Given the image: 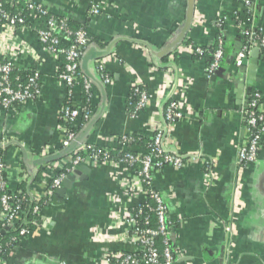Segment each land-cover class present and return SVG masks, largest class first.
I'll return each mask as SVG.
<instances>
[{
	"label": "crops",
	"instance_id": "0c3cea01",
	"mask_svg": "<svg viewBox=\"0 0 264 264\" xmlns=\"http://www.w3.org/2000/svg\"><path fill=\"white\" fill-rule=\"evenodd\" d=\"M21 1L84 26L91 41L86 51L91 48L100 57L88 64L93 97L87 104L80 84L69 94L56 78L61 59L49 54L33 32L15 34L25 49L15 55L16 66L39 73L41 95L14 112L0 113V152L10 189L25 183L29 196L43 206L39 226L8 250L4 264H101L108 251L130 250L118 241L127 233V211L144 200L136 177L112 163L89 162L71 170L72 180L60 195L58 188L50 190L49 181L69 158L36 162L63 150L67 128L60 113L67 102L80 111L91 108L87 121L76 122L78 135L94 120L81 143L119 149V138L131 135L142 140L134 147L142 152L162 123L170 94L182 118L169 127L165 143L178 154L202 157L153 175L152 185L173 221L170 241L179 253L174 264H264V134L254 163L238 169L236 160L247 137L240 109L252 93L264 100V49L252 54L255 45L247 62L238 64L246 46L242 36L255 31L264 37V0H195L183 35L187 0ZM94 4L100 12L88 17ZM219 39L228 52L221 70L207 78L209 60L192 48L209 49ZM104 76L112 81L105 84ZM133 85L149 101L131 117ZM202 161L211 163V174ZM20 171L28 183L20 180Z\"/></svg>",
	"mask_w": 264,
	"mask_h": 264
},
{
	"label": "built area",
	"instance_id": "2783aa9c",
	"mask_svg": "<svg viewBox=\"0 0 264 264\" xmlns=\"http://www.w3.org/2000/svg\"><path fill=\"white\" fill-rule=\"evenodd\" d=\"M243 1L248 3L249 0ZM1 5L0 2V113L14 112L26 102L37 100L41 95L38 72L32 71L33 73L27 74L24 84L16 83L14 85L11 80L13 72L18 70L14 57L25 50L15 39V34L21 30L33 32L38 42L49 54L57 59L59 57L63 58L56 78L64 84L69 94L74 86L80 84L88 104L93 97L92 84L80 69L81 58L87 50L89 41L85 27L74 32L70 31L66 27L67 18L49 17L50 12L47 8L29 2V20L34 17L35 13H38V18L42 20L43 26L42 29H30L25 26V20L22 16L10 15ZM100 9L97 4L91 5L87 12L88 17L99 14ZM18 26H22L23 29H18ZM245 35H247L248 44L239 53L238 64L255 45L259 44L264 49V37H261L255 31L246 32ZM216 46L212 51L197 46L192 48L194 53L199 56L207 53L212 56V61L205 70L207 78L212 76L223 60V47L220 39L217 41ZM30 55L34 59L37 58L32 53ZM97 71L101 72V66L97 67ZM102 80L105 84L112 81L107 76H104ZM132 88L137 101L133 108L128 107L127 114L134 117L145 109L149 101V95L137 85H133ZM170 95L171 97L165 101L163 107L162 123L155 130L149 145L143 149L144 151H134V147L138 145L139 140L131 135H123L119 138V149L81 143L67 156L69 165L62 167L59 172L51 176L49 188L53 191L60 187L64 178L75 167L89 162L112 163L119 168L122 167L126 171L128 170L144 188V200L127 211L124 220L128 227L127 233L125 237L118 241L120 243L125 242L130 246V250L122 253L108 251L104 254L101 264H174L175 258L179 257V253L170 241L173 221L161 194L153 187L152 179L153 175L160 172L164 167L181 168L188 162L201 161L202 157L199 154H178L165 143L169 127L182 118L178 102L172 97V94ZM244 104L240 109V114L244 119L243 126L247 137L245 143L237 148L238 169H244L257 160L264 134V102L260 101L258 94H250ZM90 109V106L87 105L85 110L80 111L72 107L69 102L62 107L60 117L67 128L62 148L67 147L76 138V122L79 119L87 121L91 117ZM1 144L4 146L6 141L4 140ZM114 151L118 152L113 154ZM115 155H118L117 158H114ZM202 162L205 173L211 174V163L209 161ZM20 177V180L29 182L27 181V174L23 171H20ZM8 181L9 175L2 158H0V190H7ZM27 200L34 203L32 213L39 214L43 206L42 202L35 198L32 199L27 192L17 190L15 193L4 192L0 195L1 234L8 232L16 234L4 245L0 244V264L5 263L6 258H3V256H7L8 250L13 247L12 245L17 244L20 238L31 232L28 225L35 224V222H30L27 215H23L20 211L21 204ZM147 200L153 202V205H148L147 208L155 216L156 227L152 226L148 216H143L141 206ZM133 209H136L135 213H131ZM223 228L225 232L231 234V224L225 222ZM157 237H162L164 247L161 252L155 245ZM7 246L9 247L6 248Z\"/></svg>",
	"mask_w": 264,
	"mask_h": 264
},
{
	"label": "trees",
	"instance_id": "16d2710c",
	"mask_svg": "<svg viewBox=\"0 0 264 264\" xmlns=\"http://www.w3.org/2000/svg\"><path fill=\"white\" fill-rule=\"evenodd\" d=\"M1 2V7L6 11L8 12L10 15H13V16H22L25 20V26H27L28 28L30 29H42L43 26H42V20L40 18H38V13H35L34 17L29 20L30 18V11H29V2L30 3H35L33 1H19V0H14V1H9V0H0ZM36 4V3H35ZM50 16H54L52 15V13H49V17ZM54 17H57V16H54ZM59 18V17H57ZM21 27V28H20ZM66 27L70 30V31H77V30H80V29H83L84 26H77V27H74L71 25L70 23V20H68L66 22ZM18 29H23L22 26H18L17 27ZM87 37H88V45H87V48L89 47L90 45V38H89V35L87 33ZM243 40H244V44H248V39H247V35H243ZM225 43V40L222 41V47H223V60L221 62L224 63V59L227 55V48L225 47L224 45ZM217 46L215 45L214 47L212 48H209L208 50L212 51L213 49H215ZM197 55V54H196ZM199 56V55H197ZM205 56L206 58H208V62L210 63L212 61V56L210 54H205L203 55ZM59 59L63 60L62 57H59ZM168 57L165 59L167 60ZM33 73L32 71H20V70H16L15 72H13V74L11 75V80L13 81V84L15 85L16 83H22L24 84L26 82V75L27 74H31ZM254 93H252L253 95ZM137 101V97H135L133 95V100H131L129 102V106L130 108H133L135 103ZM260 101L261 102H264L263 99L260 98ZM75 131L77 132V130L75 129ZM142 143V140L140 139L139 142H138V145ZM150 142H148L147 145H149ZM142 146V145H141ZM1 149V148H0ZM116 152L118 151H114L113 154H116ZM2 156V153L0 152V158ZM118 155H115L114 158H117ZM17 190H22L23 192H27L26 191V187H25V183H20L18 184L17 186V189L16 190H11L10 187H9V184L7 185V190L6 191H2L0 190V195H2L4 192H7V193H15ZM152 206L153 205V202L151 200H147V202L145 204H143L141 206V209H142V212H143V216H148L149 217V220H150V223L152 224L153 227H156V219H155V216L153 213L149 212L148 211V208L147 206ZM34 206V203L33 202H30V201H24L22 204H21V207H20V211L21 213L26 214L27 215V218L28 220L31 222H35V224H30L28 225V228L30 229V231H33L35 228H37L40 224V220H39V214H34L32 213V208ZM136 212V209H133V211L131 213H135ZM142 222V221H141ZM16 234L15 233H3L1 234V231H0V244L4 245L6 242H8L10 240L11 237H15ZM16 245L18 244H13L12 246L15 247ZM155 245L157 247V249L161 252L162 249H163V243H162V237H157L156 240H155ZM9 246H7L6 248H8ZM6 248H5V252H6ZM3 258H6V256H3Z\"/></svg>",
	"mask_w": 264,
	"mask_h": 264
},
{
	"label": "water",
	"instance_id": "95a60500",
	"mask_svg": "<svg viewBox=\"0 0 264 264\" xmlns=\"http://www.w3.org/2000/svg\"><path fill=\"white\" fill-rule=\"evenodd\" d=\"M194 1L195 0H187L186 21H185V24L183 26L182 35L188 30V28L191 24V21L193 19ZM259 48H260V45L257 44V47L252 50V54L254 52H256V50H259ZM99 57H100V53L96 52L95 50H93L91 48L88 51H85V53L83 54V56L81 58L80 69L86 77H91L89 70H88L89 62L92 60H95ZM246 62H247V58L244 57V59H242L241 63L244 65ZM219 69L221 70V68H219ZM93 122H94V120H92L89 123L88 127H86L82 132H80L76 136V138L67 147L63 148V150L61 152H59L56 155L38 160L36 163L37 164L47 163L50 161L60 159L64 156H68L83 141V139L87 135V133H88ZM71 180H72V176H67L66 178H64V180L61 182L60 187L58 188L57 194H60V195L63 194Z\"/></svg>",
	"mask_w": 264,
	"mask_h": 264
}]
</instances>
